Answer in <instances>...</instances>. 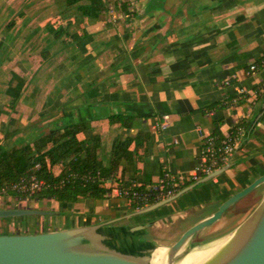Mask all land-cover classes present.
<instances>
[{"label": "crops", "instance_id": "obj_1", "mask_svg": "<svg viewBox=\"0 0 264 264\" xmlns=\"http://www.w3.org/2000/svg\"><path fill=\"white\" fill-rule=\"evenodd\" d=\"M109 1L123 3L115 12L103 11L97 17L81 15L74 7L70 15L79 18H73L59 37L47 26L32 29L35 38L30 41L40 44L43 55L35 63L26 55L0 63V148L22 145L43 132L44 124L50 129L88 120L101 136L98 153L105 164L116 137L139 131L150 135L147 149L140 148L138 170L131 164L126 176L157 179L162 166L188 176L199 165L202 137L213 132L215 120L225 135L244 119L226 163L230 166L141 214L128 215L136 209L121 197L72 203L47 198L56 200L53 212L40 226H23L21 233L114 219L119 239L127 238L124 228L141 223L150 224L136 234L138 240L162 223L173 226L174 236L180 235L264 173V67L248 73L252 62L264 56V0ZM14 74L26 81L12 106L6 89ZM245 93L244 100L226 104L229 97ZM113 113L134 115L133 125L110 124ZM261 186L207 230L236 226L261 200ZM62 209L70 212V219L59 214ZM6 232L15 231L0 233ZM119 239L115 241L124 244Z\"/></svg>", "mask_w": 264, "mask_h": 264}, {"label": "trees", "instance_id": "obj_2", "mask_svg": "<svg viewBox=\"0 0 264 264\" xmlns=\"http://www.w3.org/2000/svg\"><path fill=\"white\" fill-rule=\"evenodd\" d=\"M65 3L68 8L76 7L81 15L92 17H97L101 12L108 11L110 6L108 0H65ZM75 17L76 19L79 18V16ZM75 17L65 12L56 19H50L46 26L56 37H59L67 31L69 24L73 22ZM255 62L259 67H264V56ZM25 81V78L18 74H14L10 80L6 90L12 96V106L20 98ZM246 96L247 93L241 97L231 96L225 102L230 104L235 98L242 101ZM134 118L135 116L132 114L113 113L108 116V121L110 124L118 122L121 125L131 127ZM245 123L244 119L239 120L234 125L231 135L238 138L240 128ZM212 133L218 137L217 143H221L224 134L220 129L219 120H215ZM149 138L150 135L142 131L137 132L134 136L116 137L112 144L110 160L105 164L98 153L101 136L92 130L90 121H70L60 127L50 128L36 134L31 140L20 146L13 145L0 148V192L2 188H6L7 193L13 197H33L37 200L55 198L61 203H72L88 197H109L108 192L113 193L117 187H133L144 190L147 183L158 181L168 169L167 166H162L159 178L143 180L138 186H133L137 177L125 175L131 164H134L135 170H138L137 161L142 156L140 148L144 146L143 150L147 149L144 144ZM1 140L2 138H0ZM124 160L127 162L124 163ZM36 164H39V167H36ZM33 170L37 172L39 177L45 179L46 184L43 188L29 195L28 193L22 194L12 187L15 182ZM193 182L195 181L192 179L178 182L175 185L177 192ZM126 201L134 209L154 202L153 200L138 202L132 197ZM107 226L112 229L115 227L113 223ZM125 239L129 241L138 240L136 234L131 233H128Z\"/></svg>", "mask_w": 264, "mask_h": 264}, {"label": "water", "instance_id": "obj_3", "mask_svg": "<svg viewBox=\"0 0 264 264\" xmlns=\"http://www.w3.org/2000/svg\"><path fill=\"white\" fill-rule=\"evenodd\" d=\"M229 166L225 164L185 186L175 195L145 205L128 215L161 207L198 183L216 177ZM263 183L264 173L222 201L210 215L185 229L167 246L161 264H173L184 257L190 250L186 247L187 243L195 233L221 219L232 205ZM34 213L42 211L23 205L0 207V218ZM113 221L111 219L43 232L0 233V264H156L152 262V253L159 245L149 239H119L120 232L107 226ZM147 224L150 223L128 226L123 233L137 234ZM116 239L125 245L117 243ZM222 239L216 249L198 264H264V196Z\"/></svg>", "mask_w": 264, "mask_h": 264}, {"label": "rangeland", "instance_id": "obj_4", "mask_svg": "<svg viewBox=\"0 0 264 264\" xmlns=\"http://www.w3.org/2000/svg\"><path fill=\"white\" fill-rule=\"evenodd\" d=\"M120 2L123 3V1ZM120 2H117V5L116 3H113L115 5V10L117 9L118 5H121ZM74 10V7H67L65 0H0V63L3 60H6V58L18 60L20 59V57H23L25 55L28 60H31L32 63H35V61H37L43 55L39 50L40 44H38V46H35L34 42L30 41L35 38L32 29H34L35 27V29L37 30H39L40 28H45L47 22L50 19H56V17L58 18L60 14L63 15L65 12H68L70 14ZM115 10L113 12H115ZM26 17L30 18L25 20ZM0 69L2 71V68ZM48 89L49 88L44 85V90L47 91ZM44 101L45 100L43 99V102ZM43 119L45 120L46 117H43ZM44 126L45 129L43 131L49 129V126L46 127V124H44ZM261 187L263 197L264 183ZM20 205L39 209L43 213L27 214L22 215L21 217L10 216L0 218V232L2 230H13L19 231L21 233V231H23V226H26L30 223L31 225L40 226L43 221V217H45L46 214H48L47 216H49V213L53 212V208L56 207V200H47V198H44L43 200L40 199L37 202V199L33 197L14 198L7 193H0V207H12ZM155 211L156 210H154V212ZM59 214H63L66 218H71L70 212L68 213L67 209H62ZM37 220H39L40 222L37 223ZM69 223L71 224L72 221L70 220ZM33 229V226H31L30 230ZM230 229L231 227L224 229L223 233L221 234L225 235V233ZM173 230V226L162 223L161 225L155 226V228L151 229L148 237L146 234H143L142 238H155L157 239L158 245L168 246L178 236H174V233L172 232ZM224 235L215 239H211L202 245H193L191 243V247L189 245H187L186 247L188 249H192L196 246L203 247L212 245L215 241L222 240ZM139 237L141 238V236Z\"/></svg>", "mask_w": 264, "mask_h": 264}, {"label": "built area", "instance_id": "obj_5", "mask_svg": "<svg viewBox=\"0 0 264 264\" xmlns=\"http://www.w3.org/2000/svg\"><path fill=\"white\" fill-rule=\"evenodd\" d=\"M109 1V0H108ZM110 2V1H109ZM109 11L113 12L115 10V5L113 3H109ZM258 68L257 63L254 61L250 65V69L248 73L255 71ZM230 82V79L227 80ZM168 118V115L166 116ZM167 122H161V126H166ZM243 127L240 128V131ZM218 137L213 133L203 135L202 137V145L200 150V162L197 166V169L192 172L190 175L185 176L180 173H176L171 168H168L164 174L160 177L158 181L149 182L146 184L144 190H138L133 187H117L114 189V192H108L109 197H121L128 199L132 197V199L136 201H149L153 200L157 202L159 200L165 199L167 197L173 196L177 192V188L175 185L178 182L185 179H192L194 181H198L204 175L211 173L217 168L224 166L230 155L233 153L236 147L237 139L233 137L230 133L224 135V138L221 140V143L218 142ZM36 167H39V164H36ZM142 181L138 179L133 183V186L140 185ZM46 181L44 178L39 177L35 170L28 172L27 175H24L19 181L15 182L12 187L17 189L20 193H28L31 195L37 190L44 187ZM0 193H7L6 188H2ZM8 194V193H7ZM18 198V197H14ZM29 198V197H26ZM152 202V203H154ZM151 204V203H148ZM147 204V205H148Z\"/></svg>", "mask_w": 264, "mask_h": 264}, {"label": "bare ground", "instance_id": "obj_6", "mask_svg": "<svg viewBox=\"0 0 264 264\" xmlns=\"http://www.w3.org/2000/svg\"><path fill=\"white\" fill-rule=\"evenodd\" d=\"M231 226H233V225H231ZM173 239H171V240H173ZM222 241H223V239L219 240V241H215L212 245L203 246V247L196 246V247L190 249L188 251V253H186V255H184V257H182L181 259H179L178 261H176L173 264H198L202 260H204L206 257H208V255H210V253H212ZM166 250H167L166 245H159L158 247H156V249L152 253V262H154L156 264H161L164 261Z\"/></svg>", "mask_w": 264, "mask_h": 264}, {"label": "flooded vegetation", "instance_id": "obj_7", "mask_svg": "<svg viewBox=\"0 0 264 264\" xmlns=\"http://www.w3.org/2000/svg\"><path fill=\"white\" fill-rule=\"evenodd\" d=\"M262 199V198H261ZM259 203V202H258ZM257 203V204H258ZM256 204V205H257ZM256 205H253L251 208H249L247 211H246V215L249 213V212H251L253 209H254V207L256 206ZM153 224V223H152ZM211 226V225H210ZM210 226H208V227H206V228H204V229H202V230H200V231H198L197 233H195L194 235H193V237H191L190 239H189V241H188V243H187V245H189L190 247L192 246V244L193 245H202V244H205L207 241H209V240H211V239H215V238H217V237H220V236H222V235H224V234H221V233H223V231H224V229H226V227H217V228H215V229H213V230H207ZM235 227V226H234ZM234 227H231V229L230 230H228L226 233H228L229 231H231ZM182 233V232H181ZM180 233V234H181ZM202 233V234H201ZM225 233V234H226ZM180 235H178L175 239H174V241L179 237ZM149 240H151V241H153L155 244H157V239H155V238H151V239H149ZM173 241V242H174ZM172 242V243H173ZM192 243V244H191Z\"/></svg>", "mask_w": 264, "mask_h": 264}]
</instances>
